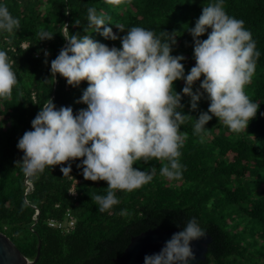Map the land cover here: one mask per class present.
<instances>
[{
  "label": "trees",
  "instance_id": "1",
  "mask_svg": "<svg viewBox=\"0 0 264 264\" xmlns=\"http://www.w3.org/2000/svg\"><path fill=\"white\" fill-rule=\"evenodd\" d=\"M225 1L226 12L244 21L260 51L251 82L245 85L246 94L259 105L256 115L238 134L212 116L201 141L193 135L192 120L208 109L209 101L202 96L198 107L191 109L190 97L182 93L180 110L190 114L180 126L185 134L182 176L165 179L159 174L161 162L155 159L134 163L142 170L152 169V179L131 192L116 190L119 202L101 212L90 193L104 194L107 182L85 179L77 167L81 158L71 161L66 175L55 165L26 176L19 162L23 152L16 147L18 138L31 129L30 121L47 97L57 107L71 105L74 113L87 107L78 101L87 81L72 86L49 70L50 61L67 43L59 31L67 24L70 32L84 34L87 8L92 6L109 18L119 35L133 25L151 29L161 39L175 32L172 54H183L187 73L195 64L188 28L209 0H126L118 5L106 0H0L20 22L12 32H0V49L17 75L10 98L0 101V230L26 257L35 258L41 241L37 264H119L116 258L133 235L156 227H182L195 216L214 238L206 260L198 264H264V0ZM41 30L54 32L52 38L39 40ZM89 35L121 46L119 39H106L98 31ZM206 36L201 34L202 39ZM45 48L48 56L37 57ZM173 83L179 92L185 82ZM192 87L203 91L199 80ZM68 210L77 219L74 229L65 232L49 225L52 218L64 221Z\"/></svg>",
  "mask_w": 264,
  "mask_h": 264
},
{
  "label": "clouds",
  "instance_id": "2",
  "mask_svg": "<svg viewBox=\"0 0 264 264\" xmlns=\"http://www.w3.org/2000/svg\"><path fill=\"white\" fill-rule=\"evenodd\" d=\"M122 2L126 0H106L112 5ZM225 3L209 0L203 4L194 26L188 28L194 41L195 64L187 73L181 62L183 54H172L175 32L161 39L151 29L133 25L119 35L109 25V18L92 6L87 8L84 34L70 32L64 24L59 32L67 43L50 61L49 70L72 86L87 81L78 98L87 107L74 113L71 105L57 107L47 97L30 121L31 129L18 138L22 172L36 176L46 167L59 165L66 175L71 172V161L81 158L77 167L85 179L107 182L104 194L90 193L97 209L104 212L119 202L116 190L131 192L152 179V169L142 170L134 163L155 159L161 162L159 174L165 179L182 176L180 156L185 134L180 126L190 115L180 110L182 93L190 97L191 109L198 107L202 96L209 101L208 109L192 120L193 135L201 141L212 116L232 133L247 129L259 105L246 94L245 85L251 82L260 51L244 21L229 15ZM19 23L0 2V32H12ZM92 31L106 39H119L121 46L93 39L89 35ZM53 33L41 30L37 36L39 40L50 39ZM204 33L207 36L202 39ZM42 55L48 56L47 48L37 57ZM177 79L185 82L179 92L173 83ZM197 80L203 91H193ZM15 85L17 75L6 51L0 49V101L10 98ZM177 227L179 230L172 232L157 251L144 254L142 264H192L196 255L192 242L208 231L195 216Z\"/></svg>",
  "mask_w": 264,
  "mask_h": 264
},
{
  "label": "water",
  "instance_id": "3",
  "mask_svg": "<svg viewBox=\"0 0 264 264\" xmlns=\"http://www.w3.org/2000/svg\"><path fill=\"white\" fill-rule=\"evenodd\" d=\"M32 186V183H30ZM179 229L161 228L149 229L138 235L131 237V240L125 248L123 254L116 258L119 264H142L145 253L157 251L163 241L168 238L172 232ZM213 237L208 232L204 236L192 242L193 249L196 253L192 264H198L206 259L209 244ZM41 253V241L38 243L37 254L34 259L26 257L16 246L13 240L0 230V264H37Z\"/></svg>",
  "mask_w": 264,
  "mask_h": 264
},
{
  "label": "built area",
  "instance_id": "4",
  "mask_svg": "<svg viewBox=\"0 0 264 264\" xmlns=\"http://www.w3.org/2000/svg\"><path fill=\"white\" fill-rule=\"evenodd\" d=\"M71 193L72 194L75 193L73 189L71 190ZM48 223L52 227H56V228L61 229L62 231L68 232L74 229L75 224H76V218L74 214L70 210H68L64 221H60V220L52 218L49 220Z\"/></svg>",
  "mask_w": 264,
  "mask_h": 264
}]
</instances>
